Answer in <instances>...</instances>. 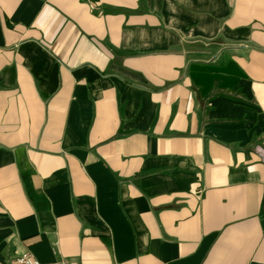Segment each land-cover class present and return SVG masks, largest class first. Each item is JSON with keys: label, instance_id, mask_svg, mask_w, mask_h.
<instances>
[{"label": "crops", "instance_id": "obj_1", "mask_svg": "<svg viewBox=\"0 0 264 264\" xmlns=\"http://www.w3.org/2000/svg\"><path fill=\"white\" fill-rule=\"evenodd\" d=\"M264 264V0H0V264Z\"/></svg>", "mask_w": 264, "mask_h": 264}, {"label": "built area", "instance_id": "obj_2", "mask_svg": "<svg viewBox=\"0 0 264 264\" xmlns=\"http://www.w3.org/2000/svg\"><path fill=\"white\" fill-rule=\"evenodd\" d=\"M12 264H68V263H66L64 261L41 263L37 259L30 256L29 254L24 253L22 255L15 257Z\"/></svg>", "mask_w": 264, "mask_h": 264}]
</instances>
